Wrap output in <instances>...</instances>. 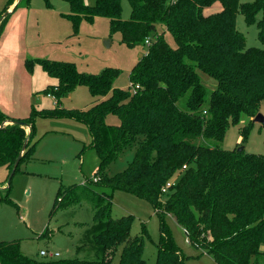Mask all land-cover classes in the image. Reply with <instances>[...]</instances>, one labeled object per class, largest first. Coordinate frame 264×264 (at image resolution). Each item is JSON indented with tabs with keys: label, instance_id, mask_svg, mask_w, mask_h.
Returning <instances> with one entry per match:
<instances>
[{
	"label": "trees",
	"instance_id": "trees-1",
	"mask_svg": "<svg viewBox=\"0 0 264 264\" xmlns=\"http://www.w3.org/2000/svg\"><path fill=\"white\" fill-rule=\"evenodd\" d=\"M64 1L69 13L62 16L70 20L73 34L81 21L105 17L110 36L118 33L120 43L144 52L129 71V89L113 87L120 73L115 67L92 74L78 71L72 62L30 60L56 80L44 88L45 95L59 101L85 86L94 100L82 109L32 108L24 118L0 111V165L10 175L30 156L37 143L36 117L83 123L90 136L88 148L98 156L94 176L61 185L48 216L87 203L92 225L84 237L90 244L87 254L96 256L36 259L23 255L20 239H14L0 241V264H146L145 232L130 234L132 215L111 216L116 189L148 201L154 209L159 232L154 264H185L164 220L167 216L180 225L189 244L217 264H248L256 256L264 262V155L218 146L228 126L241 118L247 119L239 129L241 141H246L264 103V0H127L128 19L120 17L121 0H96L93 5ZM217 2L219 11L204 14ZM12 3L7 0L0 15ZM238 13L246 24L256 26L261 48L245 46L235 26ZM165 33L174 46L165 41ZM109 115L117 122L107 123ZM125 150L133 151L127 167L107 175L112 159ZM168 182L173 185L162 192ZM6 197L2 201L7 202ZM47 235L46 227L39 236Z\"/></svg>",
	"mask_w": 264,
	"mask_h": 264
},
{
	"label": "rangeland",
	"instance_id": "rangeland-1",
	"mask_svg": "<svg viewBox=\"0 0 264 264\" xmlns=\"http://www.w3.org/2000/svg\"><path fill=\"white\" fill-rule=\"evenodd\" d=\"M6 1L0 0V11ZM48 1L47 5L44 0H21L0 24V111L13 118L27 117L32 108L41 110L54 106V99L47 97L43 90L56 80L47 76L38 63H29L30 60L72 62L78 71L92 74L107 66L115 67L120 73L113 87L129 89V71L145 49L126 47L119 42L118 33L110 36L105 17L97 16L92 22L81 21L73 34L70 20L62 16L69 13L68 4L64 0ZM95 1L82 0L85 5H93ZM248 1L240 0V3ZM120 4L121 19H128V1L121 0ZM217 6L218 3L211 6L213 12ZM235 26L244 36L247 48L262 47L256 26L246 24L239 13ZM164 38L174 46L169 34L165 33ZM199 74L201 80H209ZM206 88L210 89L207 85ZM93 100L85 86H77L59 101L55 99V107L82 109ZM260 114L264 116V103ZM106 122L116 123L117 119L109 115ZM246 124L247 119L241 118L237 124L229 125L218 146L228 151L243 147L246 153L264 155V126L253 122L246 141L242 142L239 129ZM34 125L38 142L33 157L21 161L12 175L0 165V241L20 239L21 253L36 259L42 258L40 250L58 253L56 259L95 258L96 255L87 254L90 244L84 237V231L92 225V209L87 203L72 204L48 216L61 185L80 184L94 176L98 156L95 150L88 148L87 128L68 118L36 117ZM132 158V150L113 158L106 169L107 175L123 171ZM5 197L7 202L2 201ZM125 214L133 217L131 235L145 232L142 257L146 264H154L159 236L154 209L148 201L116 189L112 192L111 216L117 218ZM164 220L185 257V264H217L211 255L188 243L183 229L170 216ZM46 227L48 235L40 237ZM248 264H264L263 257L251 258Z\"/></svg>",
	"mask_w": 264,
	"mask_h": 264
},
{
	"label": "crops",
	"instance_id": "crops-1",
	"mask_svg": "<svg viewBox=\"0 0 264 264\" xmlns=\"http://www.w3.org/2000/svg\"><path fill=\"white\" fill-rule=\"evenodd\" d=\"M21 0H13V3L6 9V12L10 15L11 14V12L13 11V9H15L14 7L17 5L18 6V4H19V2H20ZM218 3V2H217ZM215 4V3H214ZM213 4V5H214ZM213 5H212V7H213ZM212 7H209V8H207V9H204V11H206V14H209V13H213V10H212ZM221 9V6L219 5V3H218V6H217V10H215V12H217V11H219ZM66 14V13H65ZM62 15H64V13H62ZM105 42H107V44H108V41L107 40H105ZM141 56V54H139V56L138 57H140ZM47 97H50V98H52V99H54V97L52 96V95H50V94H47L46 95ZM55 107V99H54V106L52 107V108H54ZM52 108H46V109H52ZM66 109V108H65ZM8 116V115H7ZM10 117V116H9ZM11 118H13V117H11ZM37 142H38V140H37ZM37 144V143H36ZM36 146V145H35ZM33 152L34 151H32V153L30 154V156L29 157H27V158H30V157H33L32 155H33ZM26 158V159H27ZM25 160V159H24ZM8 171V170H7ZM12 240H14V239H12ZM264 248H262V250H263ZM40 251H42V250H40ZM40 251H39V255H40Z\"/></svg>",
	"mask_w": 264,
	"mask_h": 264
},
{
	"label": "water",
	"instance_id": "water-1",
	"mask_svg": "<svg viewBox=\"0 0 264 264\" xmlns=\"http://www.w3.org/2000/svg\"><path fill=\"white\" fill-rule=\"evenodd\" d=\"M7 14L8 13L6 12V13H4L2 15V17L0 18V22ZM105 43L107 44V42H105ZM253 122L262 124L264 126V116L262 114H260V113L256 114L255 117L253 118ZM24 149H25V144L22 146L21 153L17 156V158H16V160L14 162V168L18 165V163H19V161H20V159L22 157V152L24 151ZM241 150H243V147L237 148V151H241Z\"/></svg>",
	"mask_w": 264,
	"mask_h": 264
},
{
	"label": "built area",
	"instance_id": "built-area-1",
	"mask_svg": "<svg viewBox=\"0 0 264 264\" xmlns=\"http://www.w3.org/2000/svg\"><path fill=\"white\" fill-rule=\"evenodd\" d=\"M145 44H148V41H145ZM171 185H173V182L166 183L165 186L162 188V192H165V190L167 188H169ZM40 255L42 257L48 256L49 258H54V257H57L58 256V253L51 254V253H49L47 251L42 250V251H40Z\"/></svg>",
	"mask_w": 264,
	"mask_h": 264
}]
</instances>
